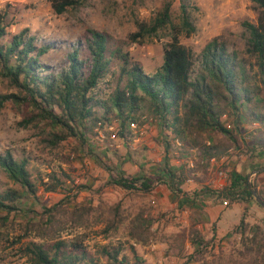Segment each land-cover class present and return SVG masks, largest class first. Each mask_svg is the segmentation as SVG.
Masks as SVG:
<instances>
[{"label": "rangeland", "instance_id": "1", "mask_svg": "<svg viewBox=\"0 0 264 264\" xmlns=\"http://www.w3.org/2000/svg\"><path fill=\"white\" fill-rule=\"evenodd\" d=\"M166 1L84 0L77 7L56 13L51 0H0V13L7 23L0 42L7 43L13 35L25 30L27 36L36 38L35 43H54L41 61L59 68L72 46L83 44L90 36L88 29L92 28L106 33L111 44L121 45L144 72L153 74L163 62V48L170 40L169 26L141 43L130 42L128 34L136 30L137 23L153 18ZM170 1V18L176 23L179 0ZM188 2L196 29L188 36L181 34L179 42L190 49L192 58L196 59L204 45L218 36L227 50L236 52L249 73L254 74V58L245 52L248 32L243 22H256L255 3ZM117 76L115 71L99 84L98 90L94 89L100 97L105 98L113 90ZM0 93H17V89L7 77L0 76ZM30 112L31 108L13 101L0 107V154L10 151L15 157L27 158L36 188L34 194L27 193L0 172V191L16 188L22 196L16 201L19 210H0V264H34L26 246L30 242L50 243L59 239L81 241L95 257L96 264H108L99 253L106 244H122L120 254L127 257V264H186L193 251L191 237L200 235L210 245L215 244L206 249L209 260L214 250L238 244L241 221L247 229L259 225L264 231V208L253 196L240 194L231 201L217 195L229 183L231 171L247 179L251 171L264 167V153L248 157L244 142L240 149L229 148L219 156L207 158L194 147L181 152L183 149L175 139L176 149L166 152L162 127L147 111H142L146 118L136 120L128 139L113 135L117 125L113 122L87 131L83 140L68 137L56 142L51 134L59 128L49 121L20 124ZM222 121L225 126L232 124L225 114ZM258 126L252 123L247 128ZM202 135L203 142L211 141L209 132ZM164 168L175 173L173 191L163 181H155L149 192L128 191L110 183L119 175L127 178L163 175L166 180L169 177ZM220 170L225 175L221 185ZM249 180L252 185L263 186L264 169L251 174ZM56 182L54 190H47ZM224 200L228 201L226 205ZM117 207L118 216L114 214ZM78 208L87 214L78 216L75 212ZM138 230L142 237L135 239L130 232ZM188 264L196 263L190 260Z\"/></svg>", "mask_w": 264, "mask_h": 264}, {"label": "trees", "instance_id": "2", "mask_svg": "<svg viewBox=\"0 0 264 264\" xmlns=\"http://www.w3.org/2000/svg\"><path fill=\"white\" fill-rule=\"evenodd\" d=\"M82 1L51 0V5L56 13H62ZM251 1L257 6V19L255 23L244 21L243 26L248 32L245 52L254 58L256 68L252 75L242 58L228 51L218 36L210 39L193 59L190 49L179 42L181 34L188 36L196 29L189 2L179 0L178 21L172 23L168 0L153 18L137 23L136 30L128 34L130 42L141 43L169 26L170 40L163 48V62L153 74L144 72L121 45L111 44L106 33L92 28L88 29L90 36L83 44L72 46L59 68L41 61V56L54 48V43H35L36 38L27 36L25 30L13 35L7 43L0 42V76L7 77L17 89V93H0V107L13 101L31 108L30 115L20 124L45 119L59 128L51 134L56 142L68 137L83 140L87 131L113 122L117 124L113 135L128 139L132 133L130 123L145 119L142 111H147L162 127L166 152L176 149V139L183 149L181 152L194 147L207 158L219 156L229 148L240 149L242 142L248 157L258 156L264 153V0ZM6 25L4 14L0 13V40L6 34ZM115 71L116 85L105 98L100 97L94 89L98 90L99 84ZM224 114L231 119L229 127L223 124ZM252 123L259 126L247 128ZM206 131L211 141L205 143L202 134ZM27 165V158L15 157L10 151L0 154V172L23 191L34 194L36 188ZM163 170L170 180H165L163 175L131 178L119 175L110 183L128 191L149 192L155 181H163L173 191L175 173L167 168ZM56 186L57 182L47 190ZM253 186L264 202V185ZM205 191L210 190L205 188ZM240 194L252 197L245 175L233 170L229 183L217 195L234 201ZM20 197L21 192L16 188L0 191V210H19L16 201ZM83 210L78 208L75 212L82 217L87 214ZM114 214L119 215L118 207ZM243 226L241 221L238 244L214 250L209 260L206 249L215 244L210 245L200 235L191 237L193 251L186 264L190 260L196 264H264V231L259 225L253 229ZM130 235L135 239L142 237L139 230ZM26 250L34 264H96L95 257L77 240L30 242ZM122 250V244H106L99 253L108 264H127V257L120 254ZM136 262L141 260L136 258Z\"/></svg>", "mask_w": 264, "mask_h": 264}, {"label": "water", "instance_id": "3", "mask_svg": "<svg viewBox=\"0 0 264 264\" xmlns=\"http://www.w3.org/2000/svg\"><path fill=\"white\" fill-rule=\"evenodd\" d=\"M260 169H264L263 168H259L256 170L251 171L248 175H247V179H246V183H247V188L248 190L251 192V195L254 197L255 201L264 208V202L262 201V199L259 197L257 191L255 190V188L253 187L252 183L250 182V175L253 173H256L258 170Z\"/></svg>", "mask_w": 264, "mask_h": 264}, {"label": "built area", "instance_id": "4", "mask_svg": "<svg viewBox=\"0 0 264 264\" xmlns=\"http://www.w3.org/2000/svg\"><path fill=\"white\" fill-rule=\"evenodd\" d=\"M143 117H145V116H142V118H143ZM135 126H136V123H133V122L130 123V128H131V129H132V127H135ZM226 126L229 127L230 124H226ZM213 160H214V158H211V161H213ZM218 175H219V181H218V183L221 185V184H223L224 181H225V175H224V172L220 170V171L218 172ZM227 202H228L227 200H224V201H223V204L226 205Z\"/></svg>", "mask_w": 264, "mask_h": 264}]
</instances>
